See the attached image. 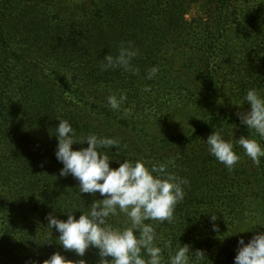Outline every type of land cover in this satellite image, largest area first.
<instances>
[{
	"label": "rangeland",
	"instance_id": "rangeland-1",
	"mask_svg": "<svg viewBox=\"0 0 264 264\" xmlns=\"http://www.w3.org/2000/svg\"><path fill=\"white\" fill-rule=\"evenodd\" d=\"M61 1L66 0H0V192L9 205L8 218L13 222L14 228L17 227L14 230L11 228L10 238L6 241L11 251V260L4 264H34L36 260L49 258L54 252H60L69 260L81 259L72 252H65L58 245L59 233L53 229V236L50 235L49 230L45 229L48 223L46 219L42 223L43 231L36 230V226L35 232H18V227H26L29 223L27 227L30 228L33 224V221L27 219L29 215H25L28 214L30 204L39 200L35 195L40 188L42 174L51 171L56 175V181L62 180L59 172L63 165L54 155L57 147L55 128L59 124L58 119L64 120L59 104L54 103L53 96L45 92L41 85L32 82L24 87L21 82L27 71L30 75L33 66L30 64L31 60L40 63L54 54L49 55L44 50L50 41L54 48L59 40V36L53 34L52 40L46 38L57 22L63 24L66 3L57 6ZM70 1L75 4L74 7L80 6L78 0ZM108 1V15L101 13L100 21L96 20V16L93 18L96 28L93 30L94 37L92 33V48L97 66L104 57L99 48L101 41L107 37L111 41L108 46L111 47L117 41L114 36L121 34V28L111 26L109 19L112 13L123 7L126 0ZM185 1V12L181 16L183 25L179 26L180 30L176 34L179 38L162 39L160 35L166 24H152L153 27L142 31V35L133 40H138V43L133 44L140 55L148 54L152 62L158 59L177 62L191 51L199 54L208 69L216 72V98L207 109L211 110V115L227 113L232 116L236 132L230 139H239L242 135L247 137L249 132L236 114L247 111L249 106L245 104L242 108L237 107V102L243 99L250 88L264 93V0H232V13L224 14L227 19L222 20L217 28L213 27V15L207 13V8L201 9L200 2L195 4L196 0ZM202 2L206 4L207 0ZM86 9L93 11L90 7ZM57 10H60L59 13ZM55 17L61 19L55 23ZM74 18L76 23L81 21L77 9ZM200 30L204 32L201 34ZM163 43L166 45L161 46ZM16 63H20L21 67L15 73L12 70ZM100 73V69H95V82L100 78ZM168 75L170 77H166L165 82L170 80V84L165 86L166 90L172 88L176 90L175 93L188 95L190 107H196L199 104L197 95L202 91L199 80L192 79L188 71L183 69L170 71ZM162 81L163 79H158L155 89H162ZM178 94L173 96V101L177 109L182 110L184 105ZM179 127L184 128L182 121L174 126L175 135L181 134ZM250 135L259 140L254 132H250ZM261 144L264 145V141ZM78 147V144L73 145V150ZM235 151L241 159L235 166L234 179L227 186L235 190L236 195L239 193V196H235L237 199L231 205L233 213L228 215V209L221 213V219L214 222L219 227V233L212 231L213 222L210 223L207 216L202 215L209 208L207 200H183L182 204L177 205L179 207L175 211L176 219L171 226L172 230L169 233H159L163 236L159 244L161 248H164L167 240H172L173 249L180 242L182 246L191 245L193 253L197 249L204 250L211 264H234L237 241L243 238L247 243L255 232H264V176L261 175L264 167L260 168L264 158L257 166L244 155L242 148L237 146ZM192 172H196V169L190 168L189 173H186L189 183ZM203 182L205 181L199 180L200 185ZM55 185L53 183L54 190ZM5 189H12V193L9 195L8 192H3ZM30 191H33L32 197ZM251 192L253 195L250 198ZM223 198H215L213 201L214 210L218 213L224 211L223 204L230 201L227 196ZM183 205L185 206L182 207ZM55 209L51 214L61 219L63 215L59 211L60 206H55ZM23 223L26 224L22 225ZM241 229L254 231L239 233ZM168 251L164 249L165 258ZM83 259L88 264H97L99 257L94 249H90Z\"/></svg>",
	"mask_w": 264,
	"mask_h": 264
},
{
	"label": "trees",
	"instance_id": "trees-1",
	"mask_svg": "<svg viewBox=\"0 0 264 264\" xmlns=\"http://www.w3.org/2000/svg\"><path fill=\"white\" fill-rule=\"evenodd\" d=\"M78 1L80 5L78 8L74 7L75 4L73 5L70 0L57 3V6L66 3V8H63L66 10V16L65 18L62 17L64 20L62 25L60 22L56 23L61 18L55 17L56 24L46 39L52 40L53 34L59 36V40L54 48L51 44L52 41H50L44 50L49 55L50 53L54 54L47 56L45 61L40 63L31 60L30 64L33 66L30 75L27 71L24 76L26 81L25 78L21 80L22 86L26 87L34 82L36 85H41L45 92L53 96L54 103L59 104L64 120L70 122L77 137L82 138L89 134H96L99 137L120 140L118 155H114L115 149L108 152L115 159L111 162L110 167L118 168L119 164L116 163V160L122 162L123 159L143 160L149 162V166L151 163H164L169 159H175V167H170L169 170L182 178H186V173H189L190 168L196 169V172H192L193 176L190 183L185 187L184 200L195 202L207 200L209 208L202 215L207 216L206 218L209 219L210 223H212L210 215L215 216L218 220L222 218L221 213L228 209L230 212L227 214H232L231 205L239 193L236 195V191L227 186V183L234 179L235 167L229 171L207 152L206 145L202 141H206L213 130H223L222 134L225 139H230L231 135L236 132L231 115L227 113H220L219 115L213 113L211 115V110L207 109L212 103L211 101L216 98V83L214 82L216 72L210 71L200 55L194 51L177 62L172 59H158L156 62H152L148 54H139L133 60L134 66L139 69L137 75L123 72L120 69L100 71V78L95 82V78H97L95 69H100V64L96 65L93 56L92 33L94 37L93 30L96 28L93 18L96 16V20L100 21L102 20L100 19L101 13L108 15L109 1ZM198 2H200L199 7L201 9L207 8V13L213 15V27L215 28L220 25L222 20L227 19L224 14L233 11L232 0H207L206 4H203L202 0H196L195 4ZM185 4V0H126L123 7L112 13L109 19L111 26L115 25L117 28H121V34L114 36L117 41L115 40L116 42L110 47L108 45L111 41L106 37L99 44L104 57L108 54L115 56L122 42L127 44V42L136 40L135 38L142 35V31L153 27L152 24H166L160 35L162 39L179 38L180 36L176 34L180 30L179 26L183 25L181 16L185 12L183 11ZM87 7L93 11L86 9ZM76 9L81 15L79 23H76L74 18ZM59 11L57 10L58 13ZM97 28L101 29L100 27ZM203 32L201 31V34ZM133 43H138V40L133 41ZM166 43L161 44V46L166 45ZM134 47L136 48V45ZM104 57L101 58V61ZM19 67H21L20 63H16L12 72H18ZM152 67H158L157 75H162V77L156 76L152 80H148L146 78L147 73ZM182 69L188 71V75L192 79L200 82L202 91L197 95L199 104L194 108L190 107L191 101L188 99V95H180L175 93L176 90L172 88L168 90L165 88L170 84V80L165 82V78L170 77L169 72ZM160 78L163 79L162 89H155ZM95 84H97L96 87ZM145 87H150L151 91H143ZM37 89L40 88L37 87ZM121 92L127 95L124 107L132 109L130 116H124L122 112H114L107 106V97L110 94L119 96ZM181 92L183 93V91ZM177 94L184 105L182 110L177 109L173 101V96L176 97ZM178 118L181 119L178 120ZM177 120L184 124V128L179 127V131H181L179 135H175L174 132ZM81 147H87V144L79 145L77 150ZM263 167L264 163H261L260 168ZM261 175L264 176V173ZM42 176L40 188L35 195L39 200L32 205L30 204L28 214L25 215H29L27 219L33 221V224L30 228L27 227L29 223L26 227H18V232L24 233L30 232V230L35 232L34 227L36 226L38 228L36 230L43 231L42 223L49 213L53 214L52 210H56L55 206H60L66 212H75L81 209L87 210L94 199H103L98 193L95 197L90 194H79L80 197L77 194L78 181L71 176L62 177L60 181H56V175L51 171L45 172V175L43 173ZM199 180L205 181L204 184L200 185ZM53 183L56 184L55 190L52 189ZM3 192H8L10 195L12 189H5ZM32 193L33 191H30V197H32ZM252 195L253 192H251L250 198ZM225 196L230 201L223 204L225 210L218 213L214 210L213 201L215 198L219 199ZM178 207L176 206V208ZM8 209L9 205L0 192V264L11 260V251L8 249L6 241L10 238L11 228L17 229V227L14 228L13 222L8 218ZM80 215L79 211L75 213L77 219ZM61 219L66 220L67 216L63 215ZM123 220L124 217H117L113 223H122ZM24 224L26 223L22 225ZM154 226L158 233L161 231L169 233L172 230V224L166 222ZM168 241L173 246V241L167 240L166 242ZM94 250L97 253L98 250Z\"/></svg>",
	"mask_w": 264,
	"mask_h": 264
},
{
	"label": "clouds",
	"instance_id": "clouds-1",
	"mask_svg": "<svg viewBox=\"0 0 264 264\" xmlns=\"http://www.w3.org/2000/svg\"><path fill=\"white\" fill-rule=\"evenodd\" d=\"M138 55L139 50L132 42H122L115 56L108 54L104 57L99 65L100 71L120 69L137 75L139 69L134 66L133 60ZM158 72V67H152L146 78L152 80ZM143 91L151 89L145 87ZM126 101V93L121 92L119 96L110 94L107 106L114 112L130 116L132 109L124 107ZM245 104L249 109L236 115L249 132L247 137L225 139L223 130H213L206 141L202 140L207 152L229 171L241 159L235 151L237 146L257 166L264 158V145L261 144L264 141V93L256 88L248 89L243 99L237 102V107L242 108ZM58 121L54 134L57 138L54 155L63 165L59 175L71 176L78 181V195L95 197L98 193L103 199H94L87 210H77L81 213L78 219L75 216L77 211L62 209L59 211L67 216L66 220L51 213L46 216L48 223L45 229L52 236L53 229L59 233L58 245L81 259L69 260L60 252H54L49 258L36 260L34 264H88L83 257L90 249L98 250L97 264H211L204 250L197 249L193 253L191 245L182 246L179 242L173 249L168 241L164 248L159 246L163 236L154 225L175 222L176 206L184 200L185 187L189 184L186 178L169 170L175 167V159L151 163L150 166L143 160L123 159L122 162L116 160L118 168H112L110 164L115 159L108 152L115 149L114 155H118L120 140L96 134L77 137L69 121ZM250 132H254L259 140L253 138ZM77 144H87V147L73 150V145ZM121 216L124 217L122 223H113ZM210 218L212 231L219 233V227L214 223L217 218L213 215ZM254 229H241L239 233L253 232ZM164 249L169 250L167 258ZM234 264H264V232H255L247 243L243 238L237 241Z\"/></svg>",
	"mask_w": 264,
	"mask_h": 264
}]
</instances>
